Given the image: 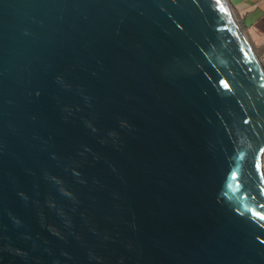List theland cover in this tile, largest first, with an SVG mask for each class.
<instances>
[{
    "label": "water",
    "instance_id": "obj_1",
    "mask_svg": "<svg viewBox=\"0 0 264 264\" xmlns=\"http://www.w3.org/2000/svg\"><path fill=\"white\" fill-rule=\"evenodd\" d=\"M263 156L227 0H0V264H264Z\"/></svg>",
    "mask_w": 264,
    "mask_h": 264
},
{
    "label": "crops",
    "instance_id": "obj_2",
    "mask_svg": "<svg viewBox=\"0 0 264 264\" xmlns=\"http://www.w3.org/2000/svg\"><path fill=\"white\" fill-rule=\"evenodd\" d=\"M264 67V0H227ZM264 169V156H263Z\"/></svg>",
    "mask_w": 264,
    "mask_h": 264
}]
</instances>
